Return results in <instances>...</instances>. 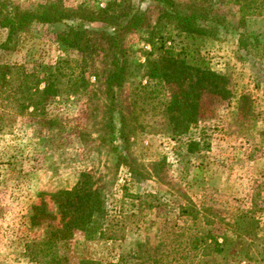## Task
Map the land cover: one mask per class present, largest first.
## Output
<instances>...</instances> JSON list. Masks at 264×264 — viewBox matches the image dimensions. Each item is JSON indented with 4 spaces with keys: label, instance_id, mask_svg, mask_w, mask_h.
<instances>
[{
    "label": "rangeland",
    "instance_id": "1",
    "mask_svg": "<svg viewBox=\"0 0 264 264\" xmlns=\"http://www.w3.org/2000/svg\"><path fill=\"white\" fill-rule=\"evenodd\" d=\"M46 4L59 11L107 9L120 25L142 11L123 43L133 63L144 60L158 37L170 36L176 47L187 42L173 26L157 22L146 0H0V68L21 69L8 87L0 81V264H46L37 256L43 231L30 226L29 210L44 200L52 211L51 195L72 188L82 173L100 192L104 237L88 240L77 232L59 248L63 264L116 263L121 256L127 264H264V55L238 46L240 34L264 33V13L243 15L234 0H224L215 36L197 41L210 68L228 77L232 98L203 94L204 118L176 138L162 114L147 109L135 125L141 127L112 142L105 94L110 52L98 37L101 24L89 25L83 52L57 42L56 31L64 27L38 23L15 34L8 50L1 48L6 20ZM49 67L60 69L57 94L37 111L16 109L21 71L45 78L55 72ZM143 74L135 71L112 106ZM192 141L198 148L190 153ZM117 155L132 160L142 175L132 179L126 166H116ZM181 206H191L196 219L182 216ZM206 230L219 240L227 236L224 253L193 251L190 237Z\"/></svg>",
    "mask_w": 264,
    "mask_h": 264
},
{
    "label": "trees",
    "instance_id": "2",
    "mask_svg": "<svg viewBox=\"0 0 264 264\" xmlns=\"http://www.w3.org/2000/svg\"><path fill=\"white\" fill-rule=\"evenodd\" d=\"M157 12V22L173 26L179 37L187 41L176 47L170 36L157 38L149 51H145L142 62L130 60L129 50L123 45L127 34L137 27L142 11L135 10L122 25L118 17L110 14L107 9L96 11L83 8L61 9L53 4L37 7L34 11L23 12L20 16L6 20L3 28L6 39L1 48L8 50V44L13 36L25 30L32 23L45 25H60L64 27L56 31L57 42L67 50L85 51L89 41L88 27L91 24H101L98 37L108 43L110 52V71L105 80V94L111 104L107 107L109 116L108 126L112 128L111 141L117 142L126 135H132L141 114L147 109L164 117V126L173 138L187 134L204 118L203 94H208L217 101L232 98L227 76L213 71L209 63L200 56L196 46L197 41L214 37L217 26L221 25L218 8L224 0H146ZM239 12L245 15H262L264 0H234ZM81 12V13H80ZM72 16H69L71 15ZM240 49L261 51L264 55L263 34H240L238 37ZM250 49H249V48ZM53 70V67H49ZM137 69L144 70V74L136 82L135 87L125 93L123 101L112 106L117 92L126 86L128 79ZM21 70L17 66L5 65L0 68V81L3 87L13 83L12 75ZM56 67L53 74L47 71L45 78H40L35 70L21 71V85L17 91L21 99H13L16 109L24 111L32 108L37 111L40 105L57 94L55 83L60 72ZM137 78V77H136ZM145 82L143 83V80ZM41 85H43L41 87ZM11 99V98H10ZM20 104V105H19ZM117 116L114 120L113 117ZM142 124V123H141ZM131 127V128H130ZM125 139V138H124ZM123 139V140H124ZM198 143L190 142L188 151H197ZM116 166L123 164L127 167L132 179L142 174L133 161L126 160L122 155L116 156ZM89 173H82L77 183L70 189L58 190L51 195L52 211L48 210L43 200L38 205L33 204L29 210V222L32 228L43 231L42 240L37 244V256L46 264H63L66 256H60L59 248L71 240L77 233L92 240L95 234L104 237L102 220L105 211L102 206L100 192L92 188ZM128 196V195H127ZM143 204L142 197L129 195ZM197 212L191 206H181L182 216L196 219ZM193 251H200L202 256H213L224 253L229 244L226 235L218 237L210 230L204 234L190 237ZM121 256L116 262L101 263L95 259H83L81 264H127Z\"/></svg>",
    "mask_w": 264,
    "mask_h": 264
}]
</instances>
